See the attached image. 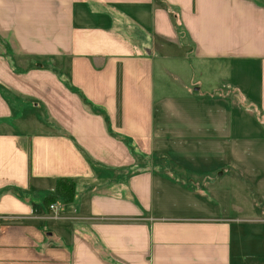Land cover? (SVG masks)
Instances as JSON below:
<instances>
[{"label": "crops", "instance_id": "obj_1", "mask_svg": "<svg viewBox=\"0 0 264 264\" xmlns=\"http://www.w3.org/2000/svg\"><path fill=\"white\" fill-rule=\"evenodd\" d=\"M194 62L264 124V0H0V264H264V219L178 159L221 150L230 112L178 129L157 100Z\"/></svg>", "mask_w": 264, "mask_h": 264}, {"label": "rangeland", "instance_id": "obj_2", "mask_svg": "<svg viewBox=\"0 0 264 264\" xmlns=\"http://www.w3.org/2000/svg\"><path fill=\"white\" fill-rule=\"evenodd\" d=\"M179 54L183 55L184 52L176 53V55ZM182 64L183 72L178 79L168 75L156 79L157 100L162 96L173 106L168 125L177 126L178 129L184 128L183 126L190 127L191 123L182 119L184 113L178 115L181 110H184L187 113H197L198 123H194L193 128H198L199 131L204 127L206 129L208 123L204 120L205 114L216 111L218 105L227 108L230 119L228 130L226 128L224 130L229 134L225 141H221L220 144L223 147L221 150L216 149L208 153L206 157L203 151L182 154L178 159L183 162L186 172L194 178L200 179L207 176L215 182V189L228 192V194L224 193L227 194L229 202L245 211L239 216L240 218L264 219V175H261L264 173V168H260L258 164L260 162L262 166L264 162V124L257 115L252 113V108L248 107V104H237L239 103L238 95L231 93L227 98L221 97L222 94L229 92L226 87L217 88L224 85L220 78L222 74L212 73L210 77L196 62H194L195 69H190L188 63ZM196 88L200 91H194ZM158 118L157 115V122ZM238 118H243L245 125L242 122L238 124ZM235 146L237 149L240 148L237 156H235ZM168 154L173 158L174 153ZM202 159L206 161L201 163ZM236 159L246 163L245 165H250L249 173L252 171L254 173H245V169L237 167ZM41 207L45 210L44 203Z\"/></svg>", "mask_w": 264, "mask_h": 264}, {"label": "trees", "instance_id": "obj_3", "mask_svg": "<svg viewBox=\"0 0 264 264\" xmlns=\"http://www.w3.org/2000/svg\"><path fill=\"white\" fill-rule=\"evenodd\" d=\"M77 194V188L72 181H58L55 186L53 194L47 198L46 203L48 206L62 201L66 204L73 203Z\"/></svg>", "mask_w": 264, "mask_h": 264}, {"label": "built area", "instance_id": "obj_4", "mask_svg": "<svg viewBox=\"0 0 264 264\" xmlns=\"http://www.w3.org/2000/svg\"><path fill=\"white\" fill-rule=\"evenodd\" d=\"M50 208L51 210H53V209H56L57 207L52 205ZM0 230H1V227H0Z\"/></svg>", "mask_w": 264, "mask_h": 264}]
</instances>
